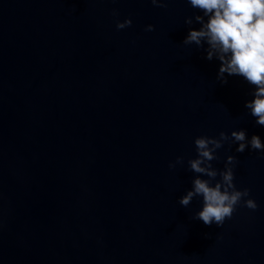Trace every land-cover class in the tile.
<instances>
[{
    "label": "water",
    "instance_id": "water-1",
    "mask_svg": "<svg viewBox=\"0 0 264 264\" xmlns=\"http://www.w3.org/2000/svg\"><path fill=\"white\" fill-rule=\"evenodd\" d=\"M198 14L188 0H0V264H264V151L225 142L212 161L237 158L255 210L217 227L193 218L201 197L178 203L196 137L264 143L254 86L221 83L207 45L183 43Z\"/></svg>",
    "mask_w": 264,
    "mask_h": 264
},
{
    "label": "clouds",
    "instance_id": "clouds-1",
    "mask_svg": "<svg viewBox=\"0 0 264 264\" xmlns=\"http://www.w3.org/2000/svg\"><path fill=\"white\" fill-rule=\"evenodd\" d=\"M169 0H151L157 7H167ZM192 8L199 9L203 15L185 18L186 25L200 24L198 30L190 28L184 44H195L204 48L206 59L215 56L220 62L217 79L227 83V76H241L254 86L253 99L245 102V108L256 118L258 125L264 126V0H188ZM113 15H118L113 10ZM207 18V19H205ZM130 18L117 20V29L131 26ZM145 31H154L149 24ZM225 142L238 144L235 151H264L258 135L250 139L245 130H233L230 136L221 131L218 137L198 136L194 139L196 158L188 160L189 170L197 175L192 179V187L178 203L188 207L196 197L202 198V209L195 213L194 219L202 220L205 225L222 226L225 219H231L237 205L255 210L258 206L250 197V189L238 190L234 183V166L237 158L228 155L223 170L213 167L212 161L218 160L217 150ZM176 163L182 164L183 157ZM175 164H169L174 168ZM219 179L217 180V177ZM206 177V178H204ZM247 198V199H245Z\"/></svg>",
    "mask_w": 264,
    "mask_h": 264
}]
</instances>
